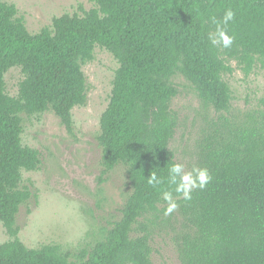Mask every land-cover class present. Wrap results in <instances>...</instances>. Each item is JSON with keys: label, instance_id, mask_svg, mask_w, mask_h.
<instances>
[{"label": "trees", "instance_id": "trees-1", "mask_svg": "<svg viewBox=\"0 0 264 264\" xmlns=\"http://www.w3.org/2000/svg\"><path fill=\"white\" fill-rule=\"evenodd\" d=\"M89 1L90 9L55 16L32 34L15 5L0 0V222L13 237L0 243V264H153L146 228L138 234L137 227L165 203L161 189L177 163L169 149L178 123L172 77L181 73L204 105L228 111L223 74L230 61L245 75L257 62L264 67V0ZM229 8L234 43L213 46L212 18ZM95 46L119 63L99 119L101 163L123 164L131 191L104 237L69 257L58 244L31 248L16 237V215L31 196L22 171L40 163L38 150L21 143L20 113H41L52 103L70 129L73 107L86 102L80 61L91 59ZM13 66L24 75L16 96L5 91L4 73ZM197 149L194 166L207 168L212 180L191 200H177L188 225L178 242L181 264H264V107L240 118L220 113ZM152 171L165 179L159 188L147 183Z\"/></svg>", "mask_w": 264, "mask_h": 264}, {"label": "rangeland", "instance_id": "rangeland-1", "mask_svg": "<svg viewBox=\"0 0 264 264\" xmlns=\"http://www.w3.org/2000/svg\"><path fill=\"white\" fill-rule=\"evenodd\" d=\"M1 1L15 5L32 34L50 27L55 16L81 14L93 7L89 0ZM118 66L113 55L100 46H95L91 59L80 61L86 102L73 107L70 129L62 123L52 103L41 113H20L21 143L37 149L40 158L35 170L22 171L21 185L31 190V196L20 205L15 224L16 237L27 247L58 244L62 252L73 257L79 250L94 246L120 218L131 191L127 171L123 164L104 168L97 140L99 119L108 104ZM230 66L232 70L223 74L232 96L228 111L204 105L194 84L181 73L172 77L177 94L171 108L177 113L178 123L169 149L186 171L195 165L200 135L220 113L240 118L264 107L261 63L257 62L248 75L235 60L230 61ZM23 76L20 67H10L4 73L6 93L16 96ZM166 207L161 203L157 211L139 218L138 234L146 228L153 264H181L178 242L188 225L178 209L165 216ZM12 238L0 222V243Z\"/></svg>", "mask_w": 264, "mask_h": 264}, {"label": "clouds", "instance_id": "clouds-1", "mask_svg": "<svg viewBox=\"0 0 264 264\" xmlns=\"http://www.w3.org/2000/svg\"><path fill=\"white\" fill-rule=\"evenodd\" d=\"M235 12L229 8L222 18L217 20L212 18V23L215 25V31L209 33V40L213 46H221L223 48H230L235 37L228 34L229 22L234 21ZM148 185L153 188H159L165 183V179L158 176L155 171H152L146 178ZM212 176L207 168L193 166L191 170L186 171L185 165L182 163H174L168 168V175L166 178L168 188L161 189V197L167 204L164 209V215L169 216L178 208L177 200L183 198L185 201L192 199V192L194 190H203L211 182Z\"/></svg>", "mask_w": 264, "mask_h": 264}]
</instances>
